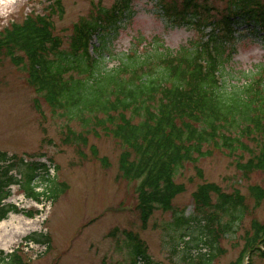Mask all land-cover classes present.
I'll use <instances>...</instances> for the list:
<instances>
[{"label": "rangeland", "instance_id": "374dc122", "mask_svg": "<svg viewBox=\"0 0 264 264\" xmlns=\"http://www.w3.org/2000/svg\"><path fill=\"white\" fill-rule=\"evenodd\" d=\"M164 1L177 9L182 5V0ZM256 1L264 7V0ZM114 3L62 0L63 13L59 14L52 0H0V33L23 24L28 16L50 14L60 50L69 52L79 20L95 14V7L110 10ZM230 3L200 0L198 16L207 19V26L199 29L195 25L199 18L191 19L192 25L170 19L157 0H131L121 25L115 30L108 25L92 37L90 55L104 75L132 57L154 58L165 52L179 59L207 43L213 33L229 35L211 24L220 21L223 25ZM233 31L232 41H217L225 48L218 72L224 98L264 80V31L237 18ZM25 63L0 52V157L6 155L15 166L10 175L20 182L29 165L45 166L34 175V193H43L51 183L63 193L58 199L37 201L24 193L22 185L9 187L10 197L4 204L21 213H9L0 221V263L15 254L23 264H237L249 239L264 227V198L257 205L252 194V188L264 193V171L244 174L237 166L247 163L252 151L257 153L256 143L243 140L247 149L234 155L212 143L204 144L199 154L192 155L194 162H185L175 173L178 194L170 210L156 209L143 226L137 192L141 181L127 179L125 151L119 141L101 128L87 132L82 122L60 117L29 85ZM207 185L243 197L246 209L241 221L222 216L214 194L208 207L196 204L198 188ZM217 215L222 225L231 222L228 232L219 230ZM200 235L205 237L202 243H198ZM256 248L250 254L251 264H264Z\"/></svg>", "mask_w": 264, "mask_h": 264}, {"label": "trees", "instance_id": "16d2710c", "mask_svg": "<svg viewBox=\"0 0 264 264\" xmlns=\"http://www.w3.org/2000/svg\"><path fill=\"white\" fill-rule=\"evenodd\" d=\"M52 1L62 14V0ZM157 1L166 16L182 24L192 25L191 19L199 18L197 3L200 0H182L180 9L164 0ZM130 4L131 0H115L110 10L95 7V14L80 19L74 26L69 52L60 50L61 40L52 34L50 14L28 16L23 24L0 33V52L11 60L26 62L29 85L59 111L60 117L82 122L87 132L91 128L94 131L101 128L119 141L125 151L123 170L127 179L141 181L137 192L145 226L156 209L170 210L178 194L173 183L175 173L185 162H194L192 155L199 154L204 144L212 143L234 155L247 149L243 140L253 141L257 153L252 151V158L237 166L244 174L264 171V80L255 81L241 93L224 98L218 72L225 48L217 42L219 38L225 43L233 40L236 18L253 22L264 31V7L256 0H231L223 25L220 21L211 24L218 32L224 30L229 35L222 33L219 37L213 33L207 43L189 54H181L179 59L165 52L154 58L125 59L127 63L122 62L110 75H104L90 55L91 39L105 31L106 26H113L108 29L115 30L121 25L130 11ZM204 11L206 15L209 13L208 9ZM206 20L199 18L195 25L201 29L207 26ZM20 54L23 57L18 56ZM0 162L3 164L0 221L9 213H21L4 204L10 197L12 185H22L24 193L37 201L39 198L58 199L63 193L52 183L43 193H34L31 187L34 175L45 166L29 165L20 182L10 175L15 166L6 155H1ZM212 194L219 201L222 216L241 221L246 206L238 192L224 194L215 186H201L194 200L199 207L206 208ZM252 194L259 205L264 193L252 188ZM221 218L214 217L219 230L226 233L231 222L222 225ZM198 240L202 243L205 237L200 235ZM33 241L40 242L36 238ZM254 248L264 259V227L258 230L255 238L249 239L237 264H241L243 254L252 253ZM0 264L23 263L14 254L3 258ZM248 264H251L250 259Z\"/></svg>", "mask_w": 264, "mask_h": 264}]
</instances>
